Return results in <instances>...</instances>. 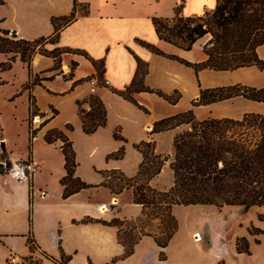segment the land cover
Segmentation results:
<instances>
[{"label":"crops","instance_id":"1","mask_svg":"<svg viewBox=\"0 0 264 264\" xmlns=\"http://www.w3.org/2000/svg\"><path fill=\"white\" fill-rule=\"evenodd\" d=\"M2 1L1 27L26 40L52 34L51 18L67 16L73 8V0ZM77 1L86 13L76 10L74 18L60 29L57 42L50 44L48 49L61 47L81 50L88 58L103 60L100 80H106L107 85L99 84L93 93L104 105L106 122L87 141L90 145L101 146L104 154L119 149L120 144L114 142L113 137V132L117 130L127 142L126 154L128 147L133 148L132 144L151 138L154 140L155 153L168 154L172 158L173 137L187 126L182 124L153 134L149 131L154 121L191 107L199 120L240 119L246 113L264 114V101L250 100L242 96L204 105H191L198 98L200 88L233 84L264 88V66L259 68L250 65L233 70L203 68L196 72L193 67L169 56L190 63L205 60L206 55L202 51L200 39L190 50H184L159 39L154 31L153 17H171L177 6H180V13L184 16H198L213 9L217 0ZM139 41L153 45L162 54L149 50ZM256 53L264 63V43L256 48ZM88 58L82 54L63 53L60 66L61 84L54 79L43 80L41 84L31 88L30 93L37 98L35 102L39 111L46 114L43 118H33L34 128H38L42 120L52 114L51 109L54 106L60 108L56 101L61 102L64 95L71 103L75 101L77 109V100L92 93L87 79L91 76L97 77L98 71ZM137 58L146 67L143 85L153 90L131 93L133 100L142 108L116 92L130 84L136 71ZM73 61L76 65L70 76L66 77ZM53 63L52 57L35 53L31 61L32 72L41 76ZM154 91L179 97L175 103H170ZM40 96L45 98L46 105H42L44 103L40 102ZM57 113L37 130L33 141L38 145L43 143L41 147L51 155L59 151L62 161L58 162L56 157L57 161L53 160L54 156L47 161L33 159L29 170L22 171L15 162H22L26 158L15 157L7 141L4 143L3 152L0 148V166L6 160L13 165L7 172L0 173V264H8L9 254H30L26 245V235L30 228L29 197L33 201L31 231L36 245L31 253L33 257L46 254L59 260L63 253L69 257L65 264H264V233L252 231L253 228L264 231V220L259 219V215L264 216V204L251 205L246 210L239 205H173L171 212L177 221V229L165 247H159L151 236L144 235L134 244L130 255L119 258L124 247L117 240V228L96 221L81 220L91 218L110 221L119 217L140 221L144 217L141 206L132 201L130 189L114 194L103 186L81 189L66 199L61 198L62 186L59 180L65 173L63 155L58 147L59 142L46 143L43 136L47 129H63L67 121L72 122L75 129L80 128L82 131V128L78 114L76 118L72 113L66 117ZM65 133L70 139V131ZM35 149L33 147L34 152ZM3 153L5 155L1 157ZM130 153L128 160L117 159L106 166V169H117L127 176L135 175L142 156L135 148ZM75 160L79 161L77 150ZM41 174L45 179H38ZM75 174L91 184L102 181L91 168L90 172L80 171L78 163ZM162 175L167 179L165 184L161 183ZM29 179L32 183L31 190ZM171 181L172 171L167 161L150 184L165 190ZM101 206L103 211L99 209ZM239 238L244 239V249L241 251L237 250ZM160 252L163 257H160ZM113 258L118 259L112 261ZM42 263L56 264L45 257Z\"/></svg>","mask_w":264,"mask_h":264},{"label":"trees","instance_id":"2","mask_svg":"<svg viewBox=\"0 0 264 264\" xmlns=\"http://www.w3.org/2000/svg\"><path fill=\"white\" fill-rule=\"evenodd\" d=\"M2 2L0 0V4ZM76 10H80L83 14L86 13L78 1L73 0V8L69 15L51 18L52 34L33 40L20 38L15 32L2 28L0 17V54L5 57V61H0V70L9 69L16 57L27 70V80L22 85V89L28 90L26 123L29 143L28 156L23 164L30 163L31 142L37 130L56 114V110L51 109L52 114L44 118L38 128L32 127V120L35 116L43 118L46 114L39 111L30 90L34 85L41 84L43 80H50L57 74L53 73L49 76L33 74L31 67L33 55L38 52L53 58L54 63L46 70L47 72L60 68L61 55L65 52L82 54L88 58L81 50L54 47L49 51L41 52L37 49V46L44 42L56 43L60 29L74 18ZM152 22L159 39L184 50H190L197 40L210 35L209 39L202 44V51L206 55L205 60L190 63L175 56H169L193 67L196 72L203 68L233 70L250 65H256L259 68L264 66L256 53V48L264 43V0H217L213 9L198 16H184L180 13V6H177L173 16L153 17ZM139 43L155 53L162 54L151 44L143 41ZM88 59L97 69V77L100 80L103 60ZM136 62V71L130 84L116 92L142 108L133 100L131 93L153 92V90L143 85L145 64L138 58ZM75 65L76 62H71L70 74ZM154 92L170 103H175L179 97V95H167L160 91ZM234 96L264 101V88L256 89L241 84L200 88L198 98L193 100L191 105H204ZM84 103L89 105V110L83 108ZM77 106L84 133L90 134L98 127L105 125L106 111L98 96L90 94L77 101ZM143 109L146 111L145 108ZM182 124L187 128L174 135L172 158L166 154L155 153L154 140L151 138L142 140L133 144L142 156L135 175L128 177L117 169L101 170L103 179L98 184L87 183L75 174L77 166L75 152L72 141L64 130L50 128L44 133L43 139L46 143L59 142L58 147L63 155L65 173L59 180L62 186V199H66L81 189L98 186L106 187L114 194L130 189L132 201L141 206L142 214L149 219H158L153 230H144V225L139 224V221L128 219L112 218L110 221L82 219L81 222L96 221L117 228V240L124 247L119 258L130 255L134 244L144 235L151 236L159 247H165L177 229V221L171 212L173 205L211 204L217 207L239 205L246 210L251 205L264 204V114L246 113L240 119L205 118L199 120L195 117L191 107L175 115L154 121L149 133L165 131ZM70 129V125H65V130ZM113 137L124 141L117 130L113 132ZM123 152V147H120L117 151L109 153L107 157L119 159ZM4 155V153L1 154V157ZM167 161L172 171V181L167 189L160 190L153 187L150 181L159 174ZM10 168L11 163L6 160L5 165L0 166V173L7 172ZM28 184L31 190L30 179ZM32 204V198L29 197L30 228L26 235V245L30 254L23 259L21 264H42L31 254L36 249L31 231ZM259 219L264 220V216L259 215ZM252 231L253 233H264L263 230L257 228H253ZM242 241H244L243 238L237 239L238 251L244 249ZM44 257L53 260L56 264H65L69 259L63 253L59 260L46 254ZM160 257H163L162 252H160ZM116 259L118 258H113L112 261Z\"/></svg>","mask_w":264,"mask_h":264},{"label":"rangeland","instance_id":"3","mask_svg":"<svg viewBox=\"0 0 264 264\" xmlns=\"http://www.w3.org/2000/svg\"><path fill=\"white\" fill-rule=\"evenodd\" d=\"M210 35H206L205 37L200 39V42L203 44L209 39ZM51 43L44 42L42 45H38L37 49L41 52L43 50H51L48 49V46ZM38 53V52H37ZM0 61H5L4 55L0 54ZM71 66V64H70ZM69 66V68H70ZM60 71V72H59ZM53 73H57L55 75H58L57 77H53L54 81H56L58 84L62 82L61 79V68L55 70L46 72L45 74H42L41 76H49ZM27 76V70L25 65L19 60L18 57L15 58V60L12 62L11 67L7 70H0V137H3V142H8L9 148L12 150L13 155L18 157L19 159L22 157H25L27 159L28 156V127L26 123V117H27V97H28V90L22 89V85L25 83ZM66 77L70 76V71L67 70V74H65ZM50 79V80H52ZM94 94V93H91ZM35 96V95H33ZM36 98V97H34ZM40 102L44 103L42 105H46V100L43 96H40ZM37 98L35 99V101ZM82 100V99H81ZM79 101V100H77ZM56 103L59 105L60 108L54 106L53 109L56 110L57 115H60L61 117H66L71 115L73 117H77L78 112V106L76 109L75 101H72V103L69 101L65 95L62 97V101H56ZM51 105H54L53 103ZM61 109V110H59ZM70 125V130H65L64 128H59L64 131H70V140L73 141L74 150L78 152V159L76 162L78 163V169L82 172H90L93 171L97 177L102 178L101 170H111L106 169V166H108L111 162L117 160L115 158H108L107 155L112 152H106L105 154L101 151V146H93L88 144L89 138H92L91 136L94 134V132L90 134H86L83 131L80 130V128L74 127L72 122H65V125ZM32 127H35L34 120H32ZM83 132V133H82ZM115 139V138H114ZM2 140V139H0ZM117 140V141H116ZM122 140L115 139L114 142H119L120 147H123V155L121 157V160L126 158L127 160L131 156L130 150H134V147H128L129 151L128 154H126L127 149V142L124 139V141L120 142ZM42 142V141H41ZM31 155H30V163L33 159L36 160H42L47 161V159L51 156H54L53 160L58 159L62 161V157L59 151L52 153L45 151L43 149L42 144L38 145L33 140L31 142ZM133 146V144H132ZM33 147H36L35 152L33 151ZM131 148V149H130ZM168 155V154H166ZM55 157L57 159H55ZM26 159L21 161L15 162L16 166H20L23 164ZM120 159V158H119ZM5 165V162L2 161ZM3 165V166H4ZM13 167L11 163V168ZM10 168V169H11ZM26 171L29 170L25 169ZM122 172V171H121ZM29 176V174H27ZM125 175V174H124ZM127 176V175H126ZM133 176V175H132ZM130 177V176H128ZM38 179H45V176L43 174L39 175ZM83 180V179H82ZM84 181V180H83ZM167 179L165 178V175H162L161 177V183H166ZM88 183V182H87ZM100 209V208H99ZM103 211V210H101ZM119 218V217H114ZM121 219V218H120ZM158 222V219H149L148 217H143L139 221V224L144 225V230H153ZM124 230V227H123ZM27 255L24 256H18L20 258V263L23 262V259ZM44 256L35 257L43 262ZM46 258V257H45ZM48 261L51 263H54L53 260L47 258ZM8 264V257H7ZM43 264V263H42Z\"/></svg>","mask_w":264,"mask_h":264},{"label":"built area","instance_id":"4","mask_svg":"<svg viewBox=\"0 0 264 264\" xmlns=\"http://www.w3.org/2000/svg\"><path fill=\"white\" fill-rule=\"evenodd\" d=\"M88 84L90 85V92H94L95 88L100 84L102 85H107V81L102 79V80H98L97 77L91 76L87 79ZM83 108H85V110H89V105L87 103L84 104ZM20 169L23 171L25 169L30 168V163L28 164H21ZM10 170V169H9ZM8 261L10 264H19L20 263V258L15 255V254H9L8 256Z\"/></svg>","mask_w":264,"mask_h":264},{"label":"water","instance_id":"5","mask_svg":"<svg viewBox=\"0 0 264 264\" xmlns=\"http://www.w3.org/2000/svg\"><path fill=\"white\" fill-rule=\"evenodd\" d=\"M0 148H1V151H2V152L5 150L3 140L0 141ZM0 165H2L1 162H0Z\"/></svg>","mask_w":264,"mask_h":264},{"label":"bare ground","instance_id":"6","mask_svg":"<svg viewBox=\"0 0 264 264\" xmlns=\"http://www.w3.org/2000/svg\"><path fill=\"white\" fill-rule=\"evenodd\" d=\"M100 210H104L103 206L100 207Z\"/></svg>","mask_w":264,"mask_h":264}]
</instances>
